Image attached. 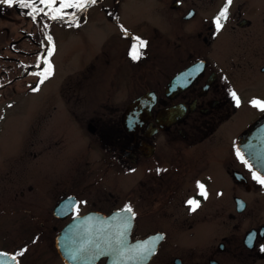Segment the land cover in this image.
Wrapping results in <instances>:
<instances>
[{"label": "flooded vegetation", "instance_id": "flooded-vegetation-1", "mask_svg": "<svg viewBox=\"0 0 264 264\" xmlns=\"http://www.w3.org/2000/svg\"><path fill=\"white\" fill-rule=\"evenodd\" d=\"M224 4L97 0L82 11L66 9L76 14L69 22L68 17L52 20L50 10L37 0L36 7L49 14H34V22L27 15L30 26L8 40V56H0V65H6L9 76H0V90L32 78L23 87L29 91L47 81L40 84L36 75L45 67L43 60L54 68V58L62 53L58 29L77 34L97 18L107 25L85 74L66 91L58 89L71 121L58 120L54 127L29 122L26 148L15 161L19 166L34 162L55 149L66 131L74 136V161L80 160L84 169L68 178L59 173L54 180L41 181L42 168L39 180L32 173L27 182L20 179V167L0 171L6 173L4 187L9 189L8 194L0 189L5 201L0 215L22 216L35 236L45 234L47 260L64 264L55 239L63 232L83 234L84 218L93 213L102 217L108 233L128 229V246L155 243L154 254L140 264H264V185L253 180L255 171L236 155L239 138L264 119V112L250 103L264 101V0H233L217 33L213 20ZM134 37L148 42L139 61L129 55ZM71 40L76 42L64 38L63 46ZM201 62L204 67L197 74L195 66ZM189 73L194 78L186 80ZM128 88L134 93L126 95ZM230 91L240 97L239 107ZM141 97L140 106L126 116ZM244 107V127L238 133L237 115ZM78 108L81 116L74 115ZM66 140L59 141L60 156L67 150ZM158 168L167 171L158 174ZM197 181L204 184L207 199L199 195ZM190 198L200 201L195 212L186 203ZM126 205L134 217L124 213ZM0 252L19 251L0 247ZM17 260L40 264L38 254L27 250ZM107 262L100 257L95 264Z\"/></svg>", "mask_w": 264, "mask_h": 264}, {"label": "rangeland", "instance_id": "rangeland-1", "mask_svg": "<svg viewBox=\"0 0 264 264\" xmlns=\"http://www.w3.org/2000/svg\"><path fill=\"white\" fill-rule=\"evenodd\" d=\"M150 4V2H147L145 7L147 8ZM16 7L18 8L15 4L13 6L0 5V48H5L4 51H0L2 57L8 56L6 50L8 40L19 38V31L26 30V26H30L27 14L20 11L22 9H16ZM141 12L146 14V9L143 7ZM203 14L208 15V13ZM29 20L34 22L30 17ZM78 31L77 34H74L65 31L63 28L57 30L56 43L58 48L60 46L62 53L59 48L60 54L57 53L53 61L55 66L53 74L47 79L42 88L38 91H33V89L27 91L29 88L27 90L23 88L26 81H33L32 78H29L14 83L5 90H0V171L20 167V179L27 182L30 180L29 176L32 173L36 174L39 180V171L42 168L45 171L42 172L44 178L41 181L54 180L55 175L59 173L68 178L70 174L78 175L84 169L80 165L83 164L80 160L74 161V155L71 151V142L74 136L63 131L64 128H62L61 140H65L66 137H68V140L65 141L67 150L62 153V156L56 150L62 148V144L59 143L60 138L57 139L56 137L55 149H51L43 156L37 157L34 162L29 161L25 166L22 162L21 166L15 162L19 158L18 154L26 148L24 139L29 132V122L34 120V122L46 123L49 127H54L58 120L71 121L69 120L71 116L66 112L67 108L62 107L58 89L61 88L62 92L66 91L67 87L77 79V76L85 74H82V72L96 59L95 56L100 51L101 38L107 33V25L97 18L91 23L85 24ZM72 37L75 38L76 42L71 40L69 44L66 43L63 46L64 38ZM0 64L3 63L0 62ZM6 70V65H0V76H9ZM9 79L10 77L7 80ZM32 87H34L33 84L30 85V89ZM133 93L131 88H128V91L125 92L126 95ZM89 99L91 98L89 97ZM79 109L81 108L73 111L75 116H81L82 112ZM246 112L245 107L238 112V133L244 127L243 119ZM21 169H24V171ZM6 181V173H0L2 194H8L9 192V189L4 187ZM34 191L38 192L39 189L36 188ZM1 206H5L4 199H0ZM29 226L30 223L22 216L1 214L0 247L5 250L12 249L19 252L24 248L30 255L36 252L40 264H54L53 261L47 260V253L43 251L49 245V238L45 234L42 235L43 237L40 235L35 236L38 233H34L32 229H29Z\"/></svg>", "mask_w": 264, "mask_h": 264}, {"label": "water", "instance_id": "water-1", "mask_svg": "<svg viewBox=\"0 0 264 264\" xmlns=\"http://www.w3.org/2000/svg\"><path fill=\"white\" fill-rule=\"evenodd\" d=\"M143 97L135 100L127 109L126 116H129L132 110L140 106ZM125 116V117H126ZM239 150L244 160L258 174L264 176V119L254 125L251 134H243L239 138ZM117 219L116 216L110 219ZM84 219L83 234L65 235L61 234L55 241L57 252L65 264H95L100 257L108 258L106 264H140L142 258H148L152 254L147 251L139 252L140 243L128 246V229L123 233L120 231L117 235L103 230L101 223L102 217L98 214H91ZM104 219V218H103ZM94 224L93 228L91 224ZM154 241L156 242L155 238ZM140 248H139V247ZM146 248H155V243L143 244ZM155 252V251H154ZM91 255V256H90ZM12 255L0 252V264H12L9 258ZM90 257V258H89ZM88 261H90L88 263ZM144 263V262H143ZM14 264H18L17 260Z\"/></svg>", "mask_w": 264, "mask_h": 264}, {"label": "snow or ice", "instance_id": "snow-or-ice-1", "mask_svg": "<svg viewBox=\"0 0 264 264\" xmlns=\"http://www.w3.org/2000/svg\"><path fill=\"white\" fill-rule=\"evenodd\" d=\"M96 2L97 0H59V6L57 7L55 6L57 4V0H39V3L43 4L52 13L50 17L52 20H63L65 19V17H68L69 22H71V20L75 17L76 14L75 12L68 13L65 11L66 9H77L82 11L84 8L88 6V4H95ZM36 3L37 0H0V5L7 4L8 6H13L15 4L20 8L29 9L30 11H28L26 14L30 16L33 19V21L36 20V15H34L36 13H44V15L46 16L49 14L48 12H44L43 8L36 7ZM232 3L233 0H225V4L223 5L219 13L214 17L213 23L215 25V30L217 33H219L224 28V22L227 21L229 18V9ZM124 31H125V35H127L128 34L127 30ZM47 39L49 40V42H51L52 38L51 36H49ZM133 39L135 40V43L132 45L129 55L133 61H139L143 55L142 49H145L148 46V42L139 37H134ZM52 51H54V48L49 50V54ZM43 63L45 67L42 69V72L36 74L40 77L39 79L40 84H43L53 74V67L51 62L48 59H44ZM37 66L39 67V65ZM203 67H204L203 62L195 66L196 73L198 74ZM191 78L194 77L192 76V73H189L188 77H186V80ZM38 90H39L38 87L33 89V91H38ZM229 94L234 100L236 106L239 107L241 104V99L237 95V93L235 91H230ZM250 103L252 107L257 108L260 111L264 112V101H261L259 99H253L250 101ZM236 155L243 163L245 164L248 163L246 160H244V157L239 149L236 150ZM249 168H251L250 165ZM161 171H167V170L159 169V168L157 169L158 174ZM252 178L254 181L258 182L259 184L264 185V176L258 175L256 172H253ZM197 189L201 197H203L204 199L208 198V192L203 183L197 181ZM186 203L189 206L191 212H195L200 207V201L194 198H190L189 200L186 201ZM76 210L78 212V208ZM123 211L124 213L129 214L130 217L135 216V213L133 212V209L130 205H126ZM162 238L163 237H160V239ZM261 250L264 251V248H262ZM25 251L26 249L18 252L16 255H13L11 259L15 261L17 256H23ZM137 251L139 252L147 251L148 254H154L155 249L154 248L148 249L146 248V246H141V248L137 249Z\"/></svg>", "mask_w": 264, "mask_h": 264}]
</instances>
